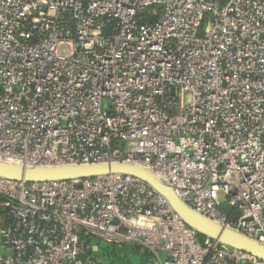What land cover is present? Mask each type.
<instances>
[{
  "label": "built area",
  "instance_id": "1",
  "mask_svg": "<svg viewBox=\"0 0 264 264\" xmlns=\"http://www.w3.org/2000/svg\"><path fill=\"white\" fill-rule=\"evenodd\" d=\"M0 160L139 165L264 244V0H0ZM98 241L153 264H264L200 241L133 175L0 176V264H102Z\"/></svg>",
  "mask_w": 264,
  "mask_h": 264
},
{
  "label": "water",
  "instance_id": "2",
  "mask_svg": "<svg viewBox=\"0 0 264 264\" xmlns=\"http://www.w3.org/2000/svg\"><path fill=\"white\" fill-rule=\"evenodd\" d=\"M111 173L130 174L148 183L168 199L173 210L189 227L195 229L198 235L219 240L228 246L237 248L264 261V244L231 228L218 224L212 219L195 211L184 202L175 193L173 187L165 182L158 174L139 165L116 161L28 166L0 160V176L27 182L93 178ZM230 209L228 205L222 206V210L227 214H229ZM240 215L241 213L238 212L236 218ZM99 245L100 241L97 242L94 252H99Z\"/></svg>",
  "mask_w": 264,
  "mask_h": 264
},
{
  "label": "rangeland",
  "instance_id": "3",
  "mask_svg": "<svg viewBox=\"0 0 264 264\" xmlns=\"http://www.w3.org/2000/svg\"><path fill=\"white\" fill-rule=\"evenodd\" d=\"M61 55L71 53L70 46L63 44L59 48ZM109 106L107 100L104 101L103 109ZM94 257L102 264H153L152 255L144 251L136 242L125 245H116L102 241L99 252H94Z\"/></svg>",
  "mask_w": 264,
  "mask_h": 264
},
{
  "label": "trees",
  "instance_id": "4",
  "mask_svg": "<svg viewBox=\"0 0 264 264\" xmlns=\"http://www.w3.org/2000/svg\"><path fill=\"white\" fill-rule=\"evenodd\" d=\"M198 239H199L200 241H203V240L206 239V237H205V236H202V235H198ZM101 243H102V242H101ZM101 243H100L99 246H101ZM99 251H100V250H99ZM93 254H94V252H93Z\"/></svg>",
  "mask_w": 264,
  "mask_h": 264
}]
</instances>
